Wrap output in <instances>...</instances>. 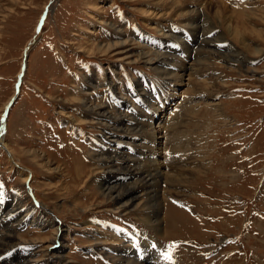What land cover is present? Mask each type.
I'll use <instances>...</instances> for the list:
<instances>
[{"label":"rangeland","instance_id":"1","mask_svg":"<svg viewBox=\"0 0 264 264\" xmlns=\"http://www.w3.org/2000/svg\"><path fill=\"white\" fill-rule=\"evenodd\" d=\"M196 14L227 45L198 47L201 38L185 30ZM161 32L175 38L158 50ZM124 41L134 58H126L123 47L102 49ZM229 46L239 52L235 61L223 57L233 53ZM139 51L173 55L165 68L177 82L168 85L136 57ZM180 66L187 72H177ZM108 80L116 93H107ZM118 93L127 107L111 96ZM95 103L112 117L123 111L127 128L134 121L147 123L162 108L149 121L160 139L154 146L142 140L151 145L144 158L127 147L138 131L121 149L111 148L142 163L155 159L172 166H159V215L158 206L147 201L149 219L159 221L157 233L139 209L119 214L102 203L103 170H97L95 155L102 154L105 131L122 130L113 119H100L92 111ZM1 136L0 239L17 246H5L0 264L27 259L28 247L18 245L22 240L36 264H45L56 224L63 232L54 247L71 264H104L100 256L106 264H120L116 252L123 249L140 264H168L158 257L169 244L177 246L174 264H264V0H0ZM169 170L182 176L170 177ZM112 226L129 237L111 238Z\"/></svg>","mask_w":264,"mask_h":264},{"label":"bare ground","instance_id":"2","mask_svg":"<svg viewBox=\"0 0 264 264\" xmlns=\"http://www.w3.org/2000/svg\"><path fill=\"white\" fill-rule=\"evenodd\" d=\"M190 19L192 20L193 23L192 24H189V25H186L185 26V30L193 33L192 35L195 34L196 39H200L201 38L200 39V42L198 44V47L200 45L201 48H204L205 49L206 48V45H209L210 42L211 43H221V42H223L224 39L221 38L222 40H219L218 39V36L216 38H213L212 37L213 36L212 35V32L215 33L214 35H216V30L214 29L213 26H212L213 28L209 26V24H208L206 18H204V16H201L199 14L198 15L196 14V17H192ZM200 33H202V34L199 37L198 35ZM161 36H162L163 42H161V43L158 44V50H162V49H160L159 45L165 44L166 41H168V39L174 37V36H169V35H167L165 33H162V32H161ZM125 42L126 41L121 42V43H116L115 42L113 44H103L104 45V48H102V49H103V51L109 53V51H112V50H116L117 51V49L119 47H123L124 48L123 49L124 50L123 53L125 54L124 56H126V58L133 57L134 52H131L132 50L127 49L126 48L127 46L125 47V45H126ZM223 44L224 45H227L224 42H223ZM129 45H131V44H129ZM202 46H204V47H202ZM219 46H220V44H219ZM221 48H223V47H221ZM229 48L231 49L230 52H233V53H227L229 55H225L224 54V56L223 55H221V56H223L224 59L227 60V61H232V60L235 61L234 57H238V55H239L238 53L239 52L238 53L237 52H234L233 49H232V46H229ZM200 50L201 49H199V52H200ZM101 53H103V52H101ZM114 54L120 55V52H117V53L114 52ZM136 57L137 58H140V59H143L144 60V63H146V64H148L150 66H154V68L156 69V71L159 72L158 73L159 76L162 75V79H164L165 81H167V80L169 81L168 85L171 83V81L177 82L176 77L173 76V75H175V73L173 71H171V73L169 74L170 70L165 68L167 65L170 66L171 59L175 58L173 55H167L164 51L163 52H161V51H157V52L156 51L155 52L154 51L153 52L152 51H148V52L144 51V53H142V54H141V52L138 53V54H136ZM140 59H138V60H140ZM126 60H125V62H126ZM165 63L167 64L166 66H165ZM173 65H171V66L173 67ZM163 66H164V68H163ZM187 70H188V68H184V67H181L180 66L178 68V71L177 72L184 73V72H187ZM105 84H106L105 85L106 86V91H107L108 94L114 93V92L116 93V85H114L113 82H111L110 80H108ZM111 96H113V97L116 98L115 102L118 103L121 107H127L129 105V103L127 102V100L124 99V97L121 96V94L119 95V93H118L116 95H111ZM117 96H119V97L117 98ZM92 105H86L85 104V107H87L89 109V107L91 108ZM104 106H105L104 104H96L95 103V105L92 108V111H94L95 113L99 114L100 119L104 120L105 122H109L107 120L113 119L115 121L113 125L114 126H117V128H115V129L122 130V131L121 132L118 131L119 133H121L120 135H118L119 133H111L112 131L117 132L116 130H107V131H105L104 132V135H103V138L101 140V144L103 145V148H102V151H101L102 154L95 155L96 156L95 157L96 158V161L98 160V162H101L99 164L100 166L97 167V170L98 169L99 170H103L102 171L103 172V175H102V178L100 177V179L101 180H104L105 179L103 182L101 180L98 181V188H99V191H100V197L103 200L102 203L104 204L106 202L108 205H110V207H112V209L114 208L113 209L114 211H116L119 214H121V213L136 212L135 210L136 209L137 210L139 209L138 211L141 212L142 221L153 232H156L157 233V232H159V230H158L159 221L157 220V221L152 222V220L149 219V217L150 218L153 217V213L146 212V207L148 206L147 205V201L149 203H153L154 205L158 206V210H156L155 216L159 215L160 212H161V209H162V201L159 200V198H160V191H161V190L159 191V188L161 187L160 186V182H162L161 181L162 180V176H161L162 174H160L161 171L159 169V166H161V165L163 167H167L168 166L169 168L172 167V166H169L168 164L167 165H165V164H161V165L154 164L155 163V159L154 160L147 159L145 161L146 163H142L143 161H140L141 159L140 160L139 159L136 160L134 158H129V155L130 154H125V153L123 155H120L119 153H116V151H114L111 148H113V146L115 147L117 145L118 148L121 149L119 147L120 146V143H123L124 142L125 144H127L126 140H128V139L131 140L130 139L131 138V135L136 134V132L138 131L140 135H137V136H140V137H138L136 140H134V138H136V136L135 137L133 136L132 137V140L130 141L131 142L130 143V146H127V147L133 148L135 152L141 154L142 157L144 158V156H145L144 152H146V150L151 149L150 148L151 145L147 146V144H145L146 142H143L142 140H146V141L149 140L150 143H152V145L154 146V144L158 142V139H160V138H158V135L160 133L158 134L157 131L152 130L150 128L149 121H152V119L155 117L156 113H161L162 108L161 107L159 109L156 108V111H154L153 114H151V115L149 114V119H147V123L141 122L142 120L141 121H134L132 123V126H128V128H127V125H128L129 122L127 121L128 119L126 120V114L125 113H122L123 112L122 110H121L122 111L121 113L119 112L120 113L119 116L112 117L110 115V113H108V111L104 108ZM121 107H119V108H121ZM124 110H125V108H124ZM133 115H134V113H133ZM104 121L103 122H100V123H105ZM122 122H125V129L123 127H121V125H122L121 123ZM3 125H4V123L2 124V126ZM130 127H132L133 129L132 130L129 129ZM129 130H131V131H129ZM125 136H130V137H127L126 138ZM2 139H3V136L0 137V145L1 146H3ZM171 143H175V142H171ZM175 159H173V160H175ZM175 161H177V160H175ZM117 162H119V164H117ZM182 170H183V168H182ZM184 170H186V171H188L190 173L192 172V169H190V168H188V169L186 168ZM193 170H194V168H193ZM176 171H178V170H176ZM169 172H170V170L168 171V173L166 175H168L170 177H173V178L175 176L178 177V178L182 176V174H180V175H178V174L170 175ZM122 175H125V176L130 177L129 181L126 182V183L116 182L115 181V178L116 177H119V176H122ZM23 180H24V178H23ZM144 198H145V200H143ZM154 198H155V200H154ZM14 208L17 209V206L14 205ZM31 208H33V207H31ZM17 210L21 211L22 209L18 208ZM10 212H12V211L5 212L4 214L10 213ZM14 212H16V211H14ZM41 217H43V214H41ZM1 218H4V217H1ZM20 220H24V217H22ZM164 221H165V219L163 217L162 218V222L164 223ZM56 225L55 226L53 225L54 226L53 227V232H52V236L50 237L51 239H50V242H49L50 243V246L48 245L49 246L48 248L45 246L47 248L45 250V257H47V258L45 259V261L44 260L43 261H44L45 264H51L50 263L51 262V259H55V262L53 264H71L67 260V258L64 257L65 255L64 256L62 255V248H60L61 250H58L57 249V246L54 247L56 241L59 242V243L61 242L60 241V238H61L60 235L61 234H59V233L60 232H63L62 227H60V226L58 227ZM118 228H120V227H118ZM118 228H116V227L112 228V231H113L112 233L113 234L111 235V238L115 239V238H119L120 236L123 237V238H128L129 237V235L126 232V230L120 228V229L123 230V231H121ZM12 237H14V236L13 235L7 236V237L5 236L4 238L2 237V239H8V238H11L12 239ZM15 239H17V238H15ZM48 239H47V241H48ZM35 241H37V240H35ZM20 242L23 243V244H21V243L18 244V245L21 246V249H25L26 247H28V249L25 250V252H24V254L28 255V257L26 259L25 257L24 258H21V257H23L25 255L19 256L18 262L17 263H13V264H36V262L33 260V257L34 256H32L31 254H29L30 245L27 246L26 243L23 242V240L20 241ZM4 243H5L4 240H1L0 239V253L4 252L5 251L4 248H6V247H7V250H10V249H13V247L17 246L16 245L17 243H13L12 245H9L8 241H7V243H5V244ZM123 250H119V251L116 252L117 255H119V257H117V260H120V262H119L120 264H140V262L138 261V257H136L137 256L136 254H135V257H134V255H131V254H129L126 251H123ZM54 251H55V253L57 255L54 253ZM17 253H18V251H17ZM122 254H123V256H122ZM92 256L95 259V255H92ZM154 263L156 264V261H154Z\"/></svg>","mask_w":264,"mask_h":264},{"label":"snow or ice","instance_id":"3","mask_svg":"<svg viewBox=\"0 0 264 264\" xmlns=\"http://www.w3.org/2000/svg\"><path fill=\"white\" fill-rule=\"evenodd\" d=\"M240 2H243V0H240ZM133 247H135V244L132 245ZM151 248L155 249L157 247L156 244H152L150 245ZM177 246L175 244H169L167 245V251H162L159 253V258H162L163 260L167 261L168 264H174V261L172 259V251L173 249H175Z\"/></svg>","mask_w":264,"mask_h":264},{"label":"water","instance_id":"4","mask_svg":"<svg viewBox=\"0 0 264 264\" xmlns=\"http://www.w3.org/2000/svg\"><path fill=\"white\" fill-rule=\"evenodd\" d=\"M24 68H25V66H22V71H21V73L23 72ZM20 76H21V75H20ZM19 83H20V79H19L18 82H17V84H18V88H19ZM17 92H18V90H17ZM17 94H18V93H17ZM17 94H16V95L10 100V102H9L8 105H7V109L12 105V103H13V101L15 100ZM7 109H6V110L4 111V113H3L4 116H6V114H7V111H8ZM4 116H3V117H4ZM2 123H3V119H2ZM2 127L4 128V126H2ZM21 212H23V210H21ZM22 225H25V223L23 222ZM58 246H60V244H59Z\"/></svg>","mask_w":264,"mask_h":264},{"label":"crops","instance_id":"5","mask_svg":"<svg viewBox=\"0 0 264 264\" xmlns=\"http://www.w3.org/2000/svg\"><path fill=\"white\" fill-rule=\"evenodd\" d=\"M112 227H114V226H112ZM108 233H109V232H108ZM109 234H110V233H109ZM110 251H111V250H110ZM96 256H98V255H95V259H97ZM98 257H99V256H98ZM88 258H89V257H88ZM100 258L102 259L103 263L106 264L107 261L104 260V258H102L101 256H100ZM105 258H107V257H105ZM105 261H106V262H105ZM107 264H108V263H107Z\"/></svg>","mask_w":264,"mask_h":264}]
</instances>
